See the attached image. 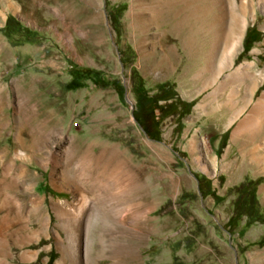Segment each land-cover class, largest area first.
Segmentation results:
<instances>
[{
    "label": "rangeland",
    "instance_id": "obj_1",
    "mask_svg": "<svg viewBox=\"0 0 264 264\" xmlns=\"http://www.w3.org/2000/svg\"><path fill=\"white\" fill-rule=\"evenodd\" d=\"M7 15L37 37L0 31V264H44L50 251L51 264H264V0H0V27ZM159 40L175 93L197 91L206 64L214 120L239 113L241 134L212 149L257 182L261 219L242 231L197 191L194 173L217 184L208 146L191 152L170 116L159 141L133 119L130 71L150 66ZM75 66L125 97L89 78L67 88ZM143 86L156 91L149 76Z\"/></svg>",
    "mask_w": 264,
    "mask_h": 264
},
{
    "label": "trees",
    "instance_id": "obj_2",
    "mask_svg": "<svg viewBox=\"0 0 264 264\" xmlns=\"http://www.w3.org/2000/svg\"><path fill=\"white\" fill-rule=\"evenodd\" d=\"M0 31L8 38L17 36L21 42L32 43L36 40V31L24 26L19 20L12 15H7ZM246 37L243 40V49H248ZM71 76L66 87L71 89L82 85V79L89 78L95 87H112L117 96H124V86L116 79H108L104 73L90 67L75 66L69 71ZM130 90L133 94L134 103L131 114L134 121L140 126L144 134L155 141L160 140L159 126L161 121L166 117H172L177 121L174 128V134L179 133L181 129V118L188 113L193 100H181L173 91L168 83L155 84V93L148 94L147 89L143 86V78L132 68L130 71ZM197 191L200 196L210 195L214 202H219L222 197L215 194L211 188L210 180L205 176L194 173ZM256 180L244 179L237 185L228 189V193L234 195L232 202V213L227 221L229 227L236 225L238 218L245 215V225L258 221L261 218L256 216L254 208ZM264 243V240H260ZM53 252L50 251L47 261L44 264H51Z\"/></svg>",
    "mask_w": 264,
    "mask_h": 264
},
{
    "label": "crops",
    "instance_id": "obj_3",
    "mask_svg": "<svg viewBox=\"0 0 264 264\" xmlns=\"http://www.w3.org/2000/svg\"><path fill=\"white\" fill-rule=\"evenodd\" d=\"M204 55L205 57L207 56L206 52L204 53ZM171 57L172 50L168 41L159 40L157 52L155 53L154 49L150 51V66H145V68H143L142 62H139V60H137L142 67L139 69V67H137L139 65H136V69H138V73L143 79L146 76H149L151 79H153L155 84L170 83L173 79L172 76L175 71V64L172 61ZM203 67V74H199V76L197 77V79L200 81V85L197 91H195L193 94H182L176 89V95L181 100H193L188 113L184 115L185 119L181 121V129L178 133V138L179 140H190L188 141V143H186V147H189L191 152L193 151V148L191 147L193 146L195 140H201V144L203 146H208V150H205L207 160L209 161L208 163L210 169L213 170L217 175V184L216 186H213L211 180V188L214 190L215 194L222 197V199L216 203V208L219 210V205H221L222 203H225L227 205L228 212L223 213L220 221L223 225H226V227H228L227 221L232 213V202L234 199V195L232 193H228V189L242 181L247 172L244 165L242 167H235L230 159H220V156L219 158H217L212 149V146L214 147L219 140H222L223 143H225V141L227 142V140H231L232 136L241 134L242 130H240L239 126H234L235 120L239 117V113L237 112L232 116L230 113H227L226 123L223 125H220L214 120V114L208 107V103L210 101V99H208V96L214 95L217 90L212 88L207 89L206 64L203 65ZM186 95H189L190 97H186ZM209 140H212L211 143L209 142ZM185 153L186 155L187 153L189 154L187 148ZM206 196L208 198L211 197L210 195ZM244 221L245 218H238L236 222V230L242 231L244 227L248 228L251 226V224L245 226ZM221 230L224 235L226 233V229L222 228ZM229 235L230 234H228V239ZM222 244L224 247H226V243L224 241H222ZM206 248L212 249V246L210 244H207Z\"/></svg>",
    "mask_w": 264,
    "mask_h": 264
},
{
    "label": "bare ground",
    "instance_id": "obj_4",
    "mask_svg": "<svg viewBox=\"0 0 264 264\" xmlns=\"http://www.w3.org/2000/svg\"><path fill=\"white\" fill-rule=\"evenodd\" d=\"M240 133V132H239ZM83 151V150H82ZM83 154V153H82ZM83 159V158H82ZM81 161V160H80ZM84 161V160H83ZM84 164V163H83ZM83 167V166H82ZM87 167V166H86ZM84 203L82 202V200H79V203L77 205V207L75 208L77 213L79 214L80 211H82V207H83Z\"/></svg>",
    "mask_w": 264,
    "mask_h": 264
},
{
    "label": "water",
    "instance_id": "obj_5",
    "mask_svg": "<svg viewBox=\"0 0 264 264\" xmlns=\"http://www.w3.org/2000/svg\"><path fill=\"white\" fill-rule=\"evenodd\" d=\"M125 93H126V92L124 91V97H125Z\"/></svg>",
    "mask_w": 264,
    "mask_h": 264
}]
</instances>
